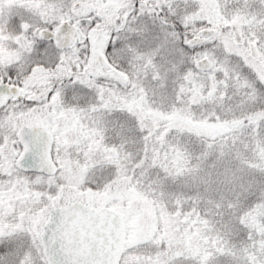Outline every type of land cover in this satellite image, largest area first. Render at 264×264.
Wrapping results in <instances>:
<instances>
[{
	"label": "snow or ice",
	"instance_id": "1",
	"mask_svg": "<svg viewBox=\"0 0 264 264\" xmlns=\"http://www.w3.org/2000/svg\"><path fill=\"white\" fill-rule=\"evenodd\" d=\"M0 264H264V0H0Z\"/></svg>",
	"mask_w": 264,
	"mask_h": 264
}]
</instances>
